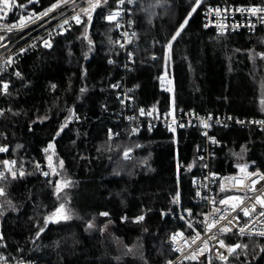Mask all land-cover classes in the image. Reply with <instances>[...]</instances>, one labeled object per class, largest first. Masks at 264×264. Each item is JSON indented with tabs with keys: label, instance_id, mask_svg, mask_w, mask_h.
Instances as JSON below:
<instances>
[{
	"label": "trees",
	"instance_id": "obj_1",
	"mask_svg": "<svg viewBox=\"0 0 264 264\" xmlns=\"http://www.w3.org/2000/svg\"><path fill=\"white\" fill-rule=\"evenodd\" d=\"M263 1L204 0L168 49L195 0H133L128 16L134 35L128 49L134 64L126 69L115 22L105 19L118 0H101L91 22L81 13L82 23L53 35L48 48L42 44L45 26L37 29L47 18L34 23L36 46L0 73L8 81L7 92H0V140L8 149L0 154L7 177L0 179L5 191L0 195L1 253L7 262L164 264L173 257V232L199 231L202 207L194 201L191 184L203 169L196 157L204 146L199 127L184 126L175 136L161 125L134 132L121 115L120 89L114 84L119 80L131 90L129 112L135 115L149 107L167 110L170 97L158 88L157 78L170 75L177 112L264 119V58L259 55L264 54V27L216 33L202 21L209 3ZM17 2L26 7L14 8L0 25L43 13L57 0ZM213 135L221 144L213 148L211 171L263 167L264 128H214ZM49 144L54 147L48 149ZM5 160L17 161L15 178L5 170ZM36 160L48 163L47 176L35 167ZM61 204L70 218L45 226V217ZM137 216L144 218L138 221ZM223 239L247 247L236 249L225 262L207 251L183 264H264V238L232 234Z\"/></svg>",
	"mask_w": 264,
	"mask_h": 264
},
{
	"label": "built area",
	"instance_id": "obj_2",
	"mask_svg": "<svg viewBox=\"0 0 264 264\" xmlns=\"http://www.w3.org/2000/svg\"><path fill=\"white\" fill-rule=\"evenodd\" d=\"M131 4L132 3H127V0H125V3L123 4H119L117 2L114 9L105 15L106 19V17H108L113 12H120V15L116 18L114 22L118 30L116 44L123 51L122 66L124 67V69L130 68L134 64V59L128 49V46L130 45V41L134 33L132 20L128 16L130 13ZM253 6L264 7V1L262 3L253 4L209 3L202 10L203 26L204 28H209L216 33H232L241 30L246 32H253L261 27H264V20L261 19V15L264 14H258L254 16L248 12L236 11V9L239 8H249ZM89 7L90 5L87 0H76L74 4L68 6L67 4H62L58 9L49 13L48 16H46V21L37 28L39 29L44 26L46 28L43 31V33L45 32L47 34L46 37L42 39L43 46L45 40H48L51 43V37L53 35L63 33L72 25L77 24L75 20L71 19V17L76 15L77 13H80L81 9ZM209 8H219L221 9V14L216 15L214 12L209 13ZM64 20H68L69 23L64 24ZM34 23L35 22L29 23L25 28L20 30L14 29L12 32H7V30L2 27L3 25H0V35L5 36V40L0 41V43H4L7 45V47L5 48H0V68L4 70L12 66L19 59L20 54L34 48L32 47V45L35 42V38L38 36H34V32L37 30L32 28ZM12 24L16 23H10L8 25ZM117 24L119 25V27H117ZM206 24L208 25V27H205ZM221 25L223 26V28L220 27ZM237 25L238 27H234ZM252 25H254V27H252ZM117 41H119L120 43H117ZM121 44H123L124 46L121 47ZM21 49H25V51L21 52ZM9 56H11L12 60L14 61V63H12L11 65H7L5 63ZM2 71H0V73ZM162 77L163 79H161ZM5 83L8 85L7 80L0 78V92L2 93L4 92L2 85ZM114 85L116 87H119L120 90L118 91V96L121 101H123V113L121 115L123 116L125 121L129 122L132 125V129L136 130L134 132H137L138 130L144 127L151 128L152 126L161 125L167 128L175 136L177 130L183 128L184 126H197L199 127L200 134L204 141V146L202 147L201 151L198 152V154L196 155L197 159L203 162V169L200 174L194 176L191 181L192 187L194 189V201L202 207L200 212L201 227L198 232H194L190 235L184 233L181 230L173 232L170 236V249L173 252V257L166 260L164 264H169V262H171V264H183L185 261H196L197 259L191 260L185 259V257L195 252L197 250V246L202 245V242L204 240H208V237L212 235H215L216 239L208 240V251H211L214 254L215 259L220 262L227 261L230 256L227 252V248H221L219 245V240L224 241V235H241L239 229L245 228V234L243 236L264 238V236L255 235V233L264 231V218H261L259 216V212L264 211V209L260 208L259 205H257V211L255 213H252L251 218H249L245 217L243 215V212L239 211V209L235 212L231 210V206L233 204L238 203L237 201H229L228 205L219 204V201L221 199H226L230 196L245 195V192L243 190H240L239 186L233 187L235 181L230 179L233 177H243L245 173H242L239 168L233 173L218 174L211 171L209 168V159L213 154V148L221 144V141L216 139L213 135L214 128L226 129L234 126H252L257 128H264V124L256 123V121H264V119H254L245 117L239 118L234 117L232 115H203L195 113L192 110L177 112L172 102V95L174 91V79L170 75H161L157 78L158 88L169 94L170 97V104L167 110L162 111L159 110L157 107H149L147 109H143L145 111L144 115H141V109H139L137 111V114L135 115L129 112L133 106V99L130 95V89L124 85H121V82L119 80ZM148 112H151L152 114L148 115ZM209 116L212 117L211 120L208 119ZM202 120L206 121L209 126L205 127L202 123ZM217 120H219V123L216 122ZM241 121L243 123H241ZM213 140L215 142H213ZM0 147H7V145L6 143L0 140ZM0 154H2V152H0ZM37 165H39V168L37 167ZM46 165H48L47 162L38 160L35 161V167L43 173L46 172L44 168ZM0 171H3L1 167ZM246 171L264 175V158L262 168H247ZM17 172H20V169H17ZM255 179H259V175H257ZM222 186L223 190H221ZM262 186H264V181L256 185V187L258 188ZM197 193H199V195H197ZM256 194L257 193L251 192L247 193L248 196H255ZM213 200H215V203H213ZM251 202V200L246 201V203L248 204H250ZM216 208H219L222 211L220 213H214V209ZM184 213L188 216L191 215V211L189 209H184ZM213 213L214 215H209ZM220 215H229V218H231L232 216L238 217L237 220H233L232 225H229L230 227H232V231L228 233H220L218 231L219 227L223 226L226 223V221L223 220L220 221V224L217 225L216 228L212 229L211 231H207L206 223L212 222L213 219L218 220ZM138 217L140 216H137L134 219L137 220ZM205 217H208L207 221L205 220ZM175 233H183V235L176 236V238L173 240L172 237ZM197 233L200 234V239L197 240L196 244H191V239L196 236ZM249 233L253 234L249 235ZM3 238V229L0 223V258H2L0 259V264H35L34 261L30 260H16L12 261V263L7 262L3 254L1 253ZM224 243L228 247L235 245L225 241ZM218 252L223 253L225 256H227V260L219 259L217 256Z\"/></svg>",
	"mask_w": 264,
	"mask_h": 264
},
{
	"label": "snow or ice",
	"instance_id": "obj_3",
	"mask_svg": "<svg viewBox=\"0 0 264 264\" xmlns=\"http://www.w3.org/2000/svg\"><path fill=\"white\" fill-rule=\"evenodd\" d=\"M75 0H57L56 3H53L48 9H46L43 13L40 14H35V13H29L27 17L21 15L20 20L18 23L16 24H12V25H8V24H4L2 27L4 29L7 30V32H12L14 29L15 30H20L23 29L27 26V24L29 23H33L34 19H41L42 17H46L48 16L49 13L53 12L54 10L58 9L62 4H68V3H73L74 4ZM87 2L89 3L90 7L89 8H83L80 10V13H83L85 15L88 16V21L91 22V12L95 10V8H97L98 6H100L101 0H87ZM133 0H127V3H132ZM33 3V0H28V4ZM119 4H123L125 3V0H118ZM204 3V0H195V6L192 7V10L188 13V16L185 18L184 22L182 24H180L179 29H177L176 33L172 36L171 40L169 41L168 44V49H171L172 46V41L176 40V38L181 34V31L185 28V26L188 24L189 19L191 18V16L193 15V13H195L198 9V7L201 6V4ZM26 7L25 4L23 3H18L17 0H0V20H4L8 14L13 11L14 8H20V9H24ZM227 11V10H225ZM236 11L239 12H248L251 15H258V14H264V7H258V6H253V7H249V8H239L236 9ZM209 13H215L216 15H220L221 14V9L216 8V9H212L209 8L208 9ZM80 13H77L76 15L72 16L71 19L75 20L76 23H82L81 20V15ZM120 15L119 11L113 12L112 14H110L108 17H106V19L108 21H115L116 18ZM261 19L264 20V15H261ZM64 24H68L69 21L68 20H64L63 21ZM117 27H119V25L117 24ZM205 27H208V25L206 24ZM221 28H223V26H220ZM234 27H238L234 26ZM252 27H254V25H252ZM126 35V34H125ZM134 35V33H133ZM85 38L87 39V35L85 34ZM5 40V36L0 35V41H4ZM89 43L91 44V41L89 40ZM117 43H120L119 41H117ZM36 45L33 44L32 47H35ZM121 47H123L124 45L121 44ZM7 47L6 44L4 43H0V48H5ZM44 47H51V43L48 40L44 41ZM91 50V49H90ZM21 52L25 51V49H21ZM262 58H264V54H259ZM168 57V53L166 52V59ZM112 61H109V63H111ZM5 63L7 65H11L12 63H14V61L12 60V57L9 56L7 58V60L5 61ZM3 69L0 68V71H2ZM17 75L19 76L20 74L17 73ZM163 79V77L161 78ZM53 87H55V85H53ZM3 91L7 92V88L8 85L5 83L2 85ZM81 91H84V89H81ZM131 91V90H130ZM123 102V101H122ZM262 104H264V99H262L261 101ZM141 111V115L145 114V111L143 109L140 110ZM0 114H2V111H0ZM148 115H151V112L147 113ZM69 119H71V117H69ZM209 120L212 119L211 116L208 117ZM217 123H219V120L216 121ZM202 123L204 124L205 127H208L209 125L207 124L206 121L202 120ZM241 123H243L241 121ZM256 123H261L264 124V121H256ZM67 124V121L65 122V125L61 126V131L63 130V127H65ZM133 131H136L135 129ZM60 133L57 132V136ZM110 138H111V134H110ZM213 142H215L213 140ZM17 147H20L19 145ZM54 147L53 144H49L48 145V149H52ZM48 149H45V152L48 151ZM8 151L7 147H0V152H6ZM131 149H128L125 153H124V157L125 159L129 158V153L131 152ZM48 161H49V167L52 168V157L49 156L48 157ZM5 170L10 172L12 177L15 178L17 173L16 171L13 170V166L17 165V161H8L5 160L2 162ZM60 166H63V162H60ZM37 167L39 168V165H37ZM240 171L242 173H245V175L243 177H233L230 178L232 180L235 181V184L233 185V187H237L239 186L240 190H243L245 192L244 196H230L227 197L226 199H221L219 201V204L221 205H228L229 201H237L238 203L233 204L231 206V210L233 212L237 211L239 209V211L243 212V215L245 217H249L251 218L252 213H255L257 211V205L260 206V208L264 209V186L258 188L256 187L257 184H260V182L264 181V175H260L257 173H251V172H247V165H240L239 166ZM23 172H20V175H23ZM49 173L45 172L44 175H48ZM53 174H55V169L53 168ZM214 175V174H213ZM259 175V179H255V177ZM7 177L5 176V172L4 171H0V179H6ZM68 181H64L63 182V187H68L69 186ZM56 184V192L60 193L62 191V185L60 181L55 182ZM221 190H223V186L221 188ZM257 193L255 196H248L247 193ZM5 191L3 188H0V195H4ZM197 195H199V193H197ZM179 200V192L177 193L176 198H174V202H178ZM251 200L252 202L250 204L246 203V201ZM213 203H215V200H213ZM64 209V205L61 204L59 208L56 209V211L52 214V217H56V220L53 222H58L59 219H68L70 217H68L67 215H58L59 213H61V210ZM222 210L219 208L214 209V213H220ZM213 214H209L214 215ZM102 215H107V213H102ZM259 216L261 218H264V211H260L259 212ZM52 217H45V226L47 225V223L52 220ZM143 216L138 217L137 220H143ZM183 219V217H181ZM238 217L236 216H232L231 218H229V215H220L219 219H213L212 222L210 223H206V229L207 231H211L212 229L216 228L217 225L220 224V221H226V223L219 227L218 231L220 233H228L232 231V227H230L229 225H232L233 220H237ZM205 220H208V217H205ZM92 225L90 224L89 227H91ZM189 227H192L191 224H189ZM247 227V226H245ZM44 229L42 228L41 231H43ZM239 232L241 235L245 234V228H240ZM253 233H249V235H252ZM37 235H39V233H37ZM183 233H175L173 234L172 239L174 240L176 238V236H182ZM255 235H259V236H264V231L255 233ZM200 239V234L197 233L196 236H194L191 239V244H196L197 240ZM216 239L215 235H212L210 237H208V240H214ZM208 240H204L202 242V245H198L197 246V250L195 252H193L191 255L186 256L185 259H191V260H196L198 259L199 255H203V253L205 251H208ZM219 245L221 248H227V252L229 255H236V249L238 248H242V247H247L246 245H241V244H236L233 246H226L223 240H219ZM262 251H264V249H262ZM218 258L221 260H227V256H225L223 253H219L217 254ZM2 259V258H0ZM169 264H171V262H169Z\"/></svg>",
	"mask_w": 264,
	"mask_h": 264
},
{
	"label": "rangeland",
	"instance_id": "obj_4",
	"mask_svg": "<svg viewBox=\"0 0 264 264\" xmlns=\"http://www.w3.org/2000/svg\"><path fill=\"white\" fill-rule=\"evenodd\" d=\"M76 1V0H75ZM71 4H73V3H69L68 5H71ZM38 19H34V22L36 23V21H37ZM49 157V156H48ZM52 172H53V169H52ZM56 211V210H55ZM53 214V213H52ZM52 214L50 215V216H48V217H52ZM58 215H67L66 214V212H65V210L64 209H62L61 210V213H59ZM52 220L53 221H55L56 220V217H52Z\"/></svg>",
	"mask_w": 264,
	"mask_h": 264
}]
</instances>
